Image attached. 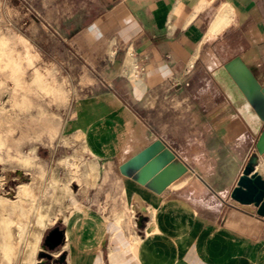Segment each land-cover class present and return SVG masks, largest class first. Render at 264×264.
Masks as SVG:
<instances>
[{
    "label": "crops",
    "instance_id": "0c3cea01",
    "mask_svg": "<svg viewBox=\"0 0 264 264\" xmlns=\"http://www.w3.org/2000/svg\"><path fill=\"white\" fill-rule=\"evenodd\" d=\"M62 1L48 25L84 66L65 130L101 184L69 214L57 253L66 264H264V217L231 197L254 158L264 177V154L214 78L241 57L264 83V0H66L65 16ZM130 51L146 61L140 79L125 73ZM158 140L188 167L159 194L120 171Z\"/></svg>",
    "mask_w": 264,
    "mask_h": 264
},
{
    "label": "rangeland",
    "instance_id": "374dc122",
    "mask_svg": "<svg viewBox=\"0 0 264 264\" xmlns=\"http://www.w3.org/2000/svg\"><path fill=\"white\" fill-rule=\"evenodd\" d=\"M57 8L55 0H0V264H40L44 253L57 264L47 235L101 184L99 164L65 130L84 66L48 25Z\"/></svg>",
    "mask_w": 264,
    "mask_h": 264
},
{
    "label": "water",
    "instance_id": "95a60500",
    "mask_svg": "<svg viewBox=\"0 0 264 264\" xmlns=\"http://www.w3.org/2000/svg\"><path fill=\"white\" fill-rule=\"evenodd\" d=\"M223 91L241 114L252 133L258 137L256 149L264 154V83H261L249 66L237 57L214 73ZM175 156L165 148L162 141H155L120 167L123 175L133 178L155 193H162L172 182L183 176L188 167L174 162ZM255 158L243 170L231 197L241 204H253L258 215L264 217V177L255 172ZM65 232L60 227L52 229L45 239L51 251L64 244ZM48 259L40 264H52L53 256L42 254ZM57 264H66V255H60Z\"/></svg>",
    "mask_w": 264,
    "mask_h": 264
},
{
    "label": "built area",
    "instance_id": "2783aa9c",
    "mask_svg": "<svg viewBox=\"0 0 264 264\" xmlns=\"http://www.w3.org/2000/svg\"><path fill=\"white\" fill-rule=\"evenodd\" d=\"M129 55L133 58L131 63V69L125 71L133 79H140L147 71L146 61L141 57H137L134 52L130 51Z\"/></svg>",
    "mask_w": 264,
    "mask_h": 264
},
{
    "label": "flooded vegetation",
    "instance_id": "af4514ba",
    "mask_svg": "<svg viewBox=\"0 0 264 264\" xmlns=\"http://www.w3.org/2000/svg\"><path fill=\"white\" fill-rule=\"evenodd\" d=\"M60 229H62V227H60Z\"/></svg>",
    "mask_w": 264,
    "mask_h": 264
}]
</instances>
